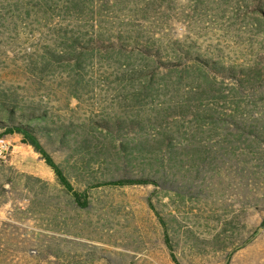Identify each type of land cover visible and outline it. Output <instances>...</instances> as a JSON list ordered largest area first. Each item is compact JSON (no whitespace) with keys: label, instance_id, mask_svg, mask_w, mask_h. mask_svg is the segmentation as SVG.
Here are the masks:
<instances>
[{"label":"rangeland","instance_id":"obj_1","mask_svg":"<svg viewBox=\"0 0 264 264\" xmlns=\"http://www.w3.org/2000/svg\"><path fill=\"white\" fill-rule=\"evenodd\" d=\"M3 103L97 148L0 138V264H264V0H0Z\"/></svg>","mask_w":264,"mask_h":264},{"label":"trees","instance_id":"obj_2","mask_svg":"<svg viewBox=\"0 0 264 264\" xmlns=\"http://www.w3.org/2000/svg\"><path fill=\"white\" fill-rule=\"evenodd\" d=\"M202 63L208 65L211 69L219 73H226L230 75L231 78L236 80L240 86H252L256 85L262 81V75L260 71L254 72L249 68H236L233 66L226 67L219 61H215L211 64V60L204 59ZM254 72V73H253ZM18 133L22 136V141L31 145L35 151H37L45 162L52 168L56 175L58 182L64 187V189L71 193L73 200L80 207L85 208L88 206L89 200L87 192H79L74 189L73 185L70 183L68 176L64 171V167L59 164L53 157L52 152L54 150L65 148L73 149L77 153L90 155L94 153L93 150L97 148L96 145L92 143L89 138H82L76 140L75 136L69 132L66 127H56L49 123L48 113L44 110L38 109H21L18 110L6 103L0 104V138L4 137L6 134ZM146 145V144H145ZM145 145L131 146V151L133 154L139 155L143 151L147 150ZM166 150L172 151V142L166 141ZM124 147V149H127ZM156 149H161L162 145H156ZM123 149V150H124ZM125 151V150H124ZM126 150V157L129 158L132 152ZM149 151H147L148 153ZM123 156V153L122 155ZM84 158V156H82ZM130 159V158H129ZM151 177L148 176H128L124 175L119 178H112L103 181H98L94 183V186L110 185V186H127V185H145L154 183ZM166 243L170 250L172 249V244L170 238L166 237ZM174 261L180 264L178 260L172 255Z\"/></svg>","mask_w":264,"mask_h":264},{"label":"built area","instance_id":"obj_3","mask_svg":"<svg viewBox=\"0 0 264 264\" xmlns=\"http://www.w3.org/2000/svg\"><path fill=\"white\" fill-rule=\"evenodd\" d=\"M7 150H8L7 144L1 141L0 142V160L5 158Z\"/></svg>","mask_w":264,"mask_h":264}]
</instances>
